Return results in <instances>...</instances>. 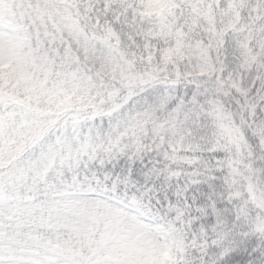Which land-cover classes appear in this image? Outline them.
I'll return each instance as SVG.
<instances>
[{
  "label": "snow or ice",
  "instance_id": "6c2138e0",
  "mask_svg": "<svg viewBox=\"0 0 264 264\" xmlns=\"http://www.w3.org/2000/svg\"><path fill=\"white\" fill-rule=\"evenodd\" d=\"M0 264H264V0H0Z\"/></svg>",
  "mask_w": 264,
  "mask_h": 264
},
{
  "label": "clouds",
  "instance_id": "9594fccd",
  "mask_svg": "<svg viewBox=\"0 0 264 264\" xmlns=\"http://www.w3.org/2000/svg\"><path fill=\"white\" fill-rule=\"evenodd\" d=\"M236 151L237 152H239V147L237 146L236 147ZM235 188L233 189V191H234V193H243V185H242V183H241V181L240 180H237L236 182H235Z\"/></svg>",
  "mask_w": 264,
  "mask_h": 264
}]
</instances>
